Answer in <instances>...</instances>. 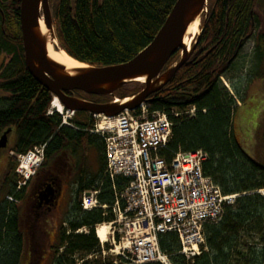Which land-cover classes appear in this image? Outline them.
Segmentation results:
<instances>
[{
  "label": "trees",
  "instance_id": "obj_1",
  "mask_svg": "<svg viewBox=\"0 0 264 264\" xmlns=\"http://www.w3.org/2000/svg\"><path fill=\"white\" fill-rule=\"evenodd\" d=\"M175 0H53L55 36L71 58L91 66L117 64L132 58L155 36ZM255 0H208L203 14L198 47L212 50L206 55L191 54L174 76L149 96V112L164 111L172 120L167 147L159 154L170 162L178 151L202 149L207 154L203 172L212 178L223 194H236L233 205L224 208L217 223L204 226L205 250L193 258L179 253L177 236H159V248L173 264H264V166L247 155L232 131L237 98L240 92L231 84L230 95L220 78L231 69V57L238 41L248 35L249 10ZM20 0H0V54L8 56L0 65V130L13 126L17 135L15 150L25 153L49 143L51 151L65 146L78 149L80 166L74 205L62 221L50 264H113L100 258L101 248L95 235L97 224L112 221L108 209L83 210L80 195L89 188L99 189V201L110 206L114 190L129 181L117 177L112 185L104 174L103 143L87 132L90 119L76 112L73 127L61 125L57 113L47 114L52 94L28 72L24 60L19 26ZM256 21V18H255ZM264 30V29H263ZM256 56H264V31L256 35ZM197 48L194 50L196 53ZM175 52L163 70L179 58ZM263 75V73H261ZM128 84H134L129 88ZM144 84L129 82L115 92L125 98L137 93ZM194 115L177 116L187 107ZM135 112V111H134ZM138 110L136 111V113ZM94 148L99 167L85 168V150ZM15 157L0 180V264H22L27 238L17 207L21 198L16 192L20 178L15 173ZM10 197L11 200L8 198ZM85 228L87 232H77ZM91 256V257H90ZM120 263L127 261L118 257ZM79 264V263H78ZM143 264H160L148 262Z\"/></svg>",
  "mask_w": 264,
  "mask_h": 264
},
{
  "label": "built area",
  "instance_id": "obj_2",
  "mask_svg": "<svg viewBox=\"0 0 264 264\" xmlns=\"http://www.w3.org/2000/svg\"><path fill=\"white\" fill-rule=\"evenodd\" d=\"M195 110L192 106L172 114L190 117ZM72 114L63 117L62 124L72 125L67 121ZM172 125L168 113L149 112V106L141 104L137 113L124 110L115 116L93 114L86 129L103 141L104 174L112 185L117 177L129 181L121 190H114L110 206L100 203V191L95 188L82 193L81 207L112 212L111 240L114 242L117 233L119 241L129 246L131 257L126 259L130 264H172L158 244L159 236L165 233L177 236L178 252L186 258L199 255L205 250L204 226L220 221L224 208L236 200V195L223 194L204 174L203 162L208 157L202 149L178 151L170 162L160 156L159 151L167 147ZM42 150L43 146H36L19 158L18 172L25 179L39 165ZM25 161L27 166H23Z\"/></svg>",
  "mask_w": 264,
  "mask_h": 264
},
{
  "label": "water",
  "instance_id": "obj_3",
  "mask_svg": "<svg viewBox=\"0 0 264 264\" xmlns=\"http://www.w3.org/2000/svg\"><path fill=\"white\" fill-rule=\"evenodd\" d=\"M206 2L207 0H175L153 39L132 58L105 66L83 63V66L71 73L64 65L48 56L47 38L40 30L39 22L42 19L47 31H54L49 0H20L19 26L25 66L29 74L70 111L114 116L124 110H134L142 102L152 100L149 96L163 87L189 59L200 34H197L189 48L185 45L184 38L189 25L196 19L199 21ZM50 37L56 41L54 48L63 51L58 45L55 31ZM212 48L203 55L206 56ZM201 50L202 47L197 52ZM177 51L180 53L177 61L163 70L169 58ZM139 77L143 80L139 81ZM129 82H140L144 86L131 96H115V92ZM67 91L117 98L106 103H95L68 95L65 93ZM9 132L10 129H7L0 136V150L6 146Z\"/></svg>",
  "mask_w": 264,
  "mask_h": 264
},
{
  "label": "flooded vegetation",
  "instance_id": "obj_4",
  "mask_svg": "<svg viewBox=\"0 0 264 264\" xmlns=\"http://www.w3.org/2000/svg\"><path fill=\"white\" fill-rule=\"evenodd\" d=\"M253 7L254 4L250 8L249 13L251 24L255 25ZM248 39L249 35H245L244 40L241 38L238 41L236 48L229 58V62H232L236 58L241 45ZM196 48L197 50L200 48L198 44L195 45L194 50ZM194 50V54H204L208 49L203 50L202 48L201 52L196 53ZM65 93L95 103H106L111 101L110 96L87 95L80 91H67ZM66 109L67 108H64L63 112H65ZM82 114L92 119L91 112L82 111ZM75 115L76 113L72 118H74ZM61 125L64 124L61 123ZM7 129H10V132L7 134L6 146L0 150V158L7 154L8 162L10 163L11 157L17 159L16 155H22V153H18L14 149L17 135L13 126L4 127L0 130V136ZM41 146H43V150L39 166L34 172V175L27 182L17 186L16 192L21 198L16 202L22 216L25 237L33 238V242L27 241L28 244L25 248V252L27 254L40 252L41 254L51 255L54 250L56 239L60 234V228L63 224L62 221L66 218L69 209L74 205L73 195L77 189V174L80 161L82 160L79 159V150H73V146H65L59 148L57 151H51L49 143ZM92 149L95 150L94 148ZM9 163L7 170L9 168ZM14 171H16V169H14ZM36 237H41L40 244L35 241Z\"/></svg>",
  "mask_w": 264,
  "mask_h": 264
},
{
  "label": "rangeland",
  "instance_id": "obj_5",
  "mask_svg": "<svg viewBox=\"0 0 264 264\" xmlns=\"http://www.w3.org/2000/svg\"><path fill=\"white\" fill-rule=\"evenodd\" d=\"M52 1L53 0H49L51 10ZM207 5L208 4L206 3V7ZM206 10L207 8H205V11ZM253 10L256 21L255 25H253L248 33L249 39L246 40V42H243L238 55L231 62V69L226 73L227 75H224L220 78V81L222 85L226 87L230 95H233L235 98H237L231 84H233L235 88L238 89L241 95V98H237L235 107L234 125L232 129L235 139L239 142L243 151L247 155L264 166V56L262 62L260 63L256 56V42H254L256 35L264 31V0H255ZM200 22L201 17L198 21L197 33L194 35L192 33H188L186 35L187 40L190 41L189 47H192L197 34L201 33V28L199 26ZM190 31L192 32L194 30L191 29ZM48 32L49 36L51 34L53 36L54 31L50 32L48 30ZM7 59V55L0 54V65L2 62H6ZM261 73H263V75ZM128 85L129 88H132L134 84ZM1 95L5 94L0 90V96ZM189 108L190 107H187L185 110H188ZM63 115H65V112H63ZM88 118L91 119L90 117ZM99 139L101 138L99 137ZM84 152L86 157L85 168L96 172L99 166L97 152H95V150L92 148H88ZM8 163V155H3L0 158V180L3 178L7 170ZM17 166L18 161H16L15 169H17ZM17 175L21 177V175ZM24 181L25 178L22 176L20 178V183ZM18 185L19 184H17V186ZM259 192L264 196V189L260 190ZM105 223L108 224L109 221ZM109 230L112 231V229ZM82 231L87 232V229ZM107 238V242H104L103 245L100 244L98 239L101 248V259L110 258V261H112L113 264H120L118 257H123L121 256V252L124 253V256L126 257L131 256L129 249L127 248L129 246L126 243L123 244V241H119V234L117 236V233H115L114 242L111 240V234L108 235ZM28 240L29 242H33V238L28 237L27 241ZM35 241L40 244L41 237H36ZM122 247H125L123 251ZM76 260L79 264L81 263L80 257H77ZM50 262V254L45 255L41 254L40 252H36L35 254L26 253L22 264H50Z\"/></svg>",
  "mask_w": 264,
  "mask_h": 264
},
{
  "label": "bare ground",
  "instance_id": "obj_6",
  "mask_svg": "<svg viewBox=\"0 0 264 264\" xmlns=\"http://www.w3.org/2000/svg\"><path fill=\"white\" fill-rule=\"evenodd\" d=\"M39 26H40V30L42 33L45 34L46 38H47V51H48V56L52 59H54L55 61L59 62L60 64L64 65L66 67V69L68 71H70L71 73L74 72V69L83 66V63L78 62L77 60L71 58L70 56H68L64 51H58L54 48V44L56 43L55 39H52L49 34L48 31L45 27V24L43 22V20L41 19L39 22ZM191 29H193L194 31H190ZM198 30V19H196L193 23H191L187 29V33H192L193 35L195 33H197ZM184 43L187 47L190 46V41L187 40V36H185L184 38ZM139 81H142L143 78L139 77L137 78ZM149 101L146 102H142L141 104H147L149 106ZM140 104V105H141ZM140 105L138 106V108L140 107ZM52 107L56 108V112H61L64 110L62 104L59 102V100L54 97L53 98V102L51 104ZM132 110L133 113H136L137 109ZM135 111V112H134ZM97 136V135H96ZM24 165H27L26 162H24ZM97 232L96 235L97 237L100 239V241L105 242L107 241V235H108V229L109 226L106 223H101L97 226Z\"/></svg>",
  "mask_w": 264,
  "mask_h": 264
}]
</instances>
